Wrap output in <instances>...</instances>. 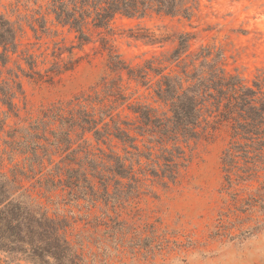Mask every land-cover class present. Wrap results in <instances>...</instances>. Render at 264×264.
<instances>
[{"label": "trees", "instance_id": "16d2710c", "mask_svg": "<svg viewBox=\"0 0 264 264\" xmlns=\"http://www.w3.org/2000/svg\"><path fill=\"white\" fill-rule=\"evenodd\" d=\"M16 2L26 10L32 8L26 21L37 40L57 36V28L74 35L77 45L59 47V59L65 52L72 55L75 48L99 43L106 68L92 93L75 98L68 108L54 106L28 126L10 124L12 117L22 120L17 102L25 101L20 74L35 81L44 75L37 69L34 54L23 58L30 73L14 61L22 46L24 25L0 12L3 155L11 162L23 159L9 173L0 168V264H86L67 236L69 221L50 217L36 205L26 181H34L32 188L47 194L63 192L73 202L123 204L139 197L148 181L164 188L176 184L188 164L186 148L204 137L212 120L230 131L229 147L222 155L227 194L236 201V186L264 171V67L247 80L238 71L228 70L224 50L207 45L194 48L197 34L193 32L158 38L143 29L135 38L162 50L136 65L127 62L114 45L117 18L165 16L191 22L201 0ZM170 42L173 46L167 49ZM63 61L56 62L54 74L72 69L62 67ZM13 62L17 72L9 68ZM4 72L8 78H3ZM131 83L152 90L158 106L130 103ZM124 107L133 115L131 121L123 115ZM146 137L148 144L142 150L139 139ZM115 142L130 156L116 152ZM240 159L246 164L242 174Z\"/></svg>", "mask_w": 264, "mask_h": 264}, {"label": "rangeland", "instance_id": "374dc122", "mask_svg": "<svg viewBox=\"0 0 264 264\" xmlns=\"http://www.w3.org/2000/svg\"><path fill=\"white\" fill-rule=\"evenodd\" d=\"M31 10L16 0H0V12L24 25L22 46L13 56L14 61L30 73L23 58L34 54L38 57L37 69L44 75L43 80L35 81L20 74L25 101H17L22 120L12 117V125L28 126L54 106L68 108L75 98L92 93V87L106 68V56L97 43L82 50L75 48L72 55L65 52L60 57L64 60L61 65L72 69L54 74L56 62L61 60L59 47L69 48L77 42L72 33L61 28H57V36L37 40L26 21ZM143 29L158 38L178 32L196 33L194 48L207 45L224 50L228 70L238 71L247 80L255 77L257 68L264 67V0H201L200 10L191 22L165 16L145 20L117 18L114 45L133 65L142 64L155 51L162 50L146 46L135 38L144 33ZM172 46L170 42L166 48ZM17 64L13 62L9 68L17 72ZM3 78H8L6 72ZM128 93L133 95L130 103L140 101L158 106L152 99V90L131 83ZM122 110L128 120L134 119L127 107ZM4 139L5 135L0 134V168L9 173L16 164L22 165L23 159L17 157L11 162L3 155ZM147 141V137L139 139L142 150ZM229 142L228 127L215 125L212 120L204 137L186 148L188 164L176 184L164 188L148 181L139 197L119 205L103 201L95 206L85 201L73 202L63 192L47 194L40 188H32L34 181L24 184L35 204L42 206L50 217L69 221L67 236L79 248L86 264H175V253L184 251L185 245L212 247L221 238L241 231L246 235V230L252 227L264 232V171L236 186L239 196L235 201L224 190L227 182L222 155ZM114 150L123 157L130 156L119 143L115 142ZM158 151L159 147L156 148L159 156ZM238 166L241 173L246 168L245 161L240 159Z\"/></svg>", "mask_w": 264, "mask_h": 264}, {"label": "clouds", "instance_id": "9594fccd", "mask_svg": "<svg viewBox=\"0 0 264 264\" xmlns=\"http://www.w3.org/2000/svg\"><path fill=\"white\" fill-rule=\"evenodd\" d=\"M215 241L214 246L185 245L176 252L175 264H264V232L252 227Z\"/></svg>", "mask_w": 264, "mask_h": 264}]
</instances>
